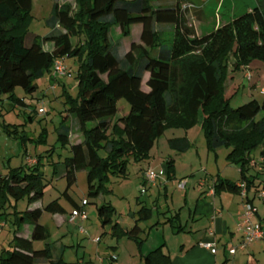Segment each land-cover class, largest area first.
<instances>
[{
    "label": "trees",
    "instance_id": "obj_1",
    "mask_svg": "<svg viewBox=\"0 0 264 264\" xmlns=\"http://www.w3.org/2000/svg\"><path fill=\"white\" fill-rule=\"evenodd\" d=\"M255 1L251 10L200 35L187 22L183 0H75L74 11L68 2L53 3L50 21L54 32L26 47L23 34L32 17L33 0H0V94L27 106L13 94L16 87L31 95L38 88L35 80L52 72L56 59L75 57L79 61L77 96L72 98L67 91L63 95L68 116L83 139L70 145L71 129L62 124L57 131L62 145L70 146V155L62 161L66 179L62 196L67 201L78 206L68 193L78 170H88V194L96 198L107 189L110 175H127L129 160L148 159L166 128L187 129L195 124L201 125L209 150L231 146L227 160L239 168L240 179L249 189L253 179L245 171L252 160L250 153L257 148H262V159L254 167L264 170V118L255 120L264 110V101L251 99L232 108L225 90L230 65L237 70L252 59L264 61V0ZM133 24L142 26L140 39L119 56L111 42V28L118 26L120 35L128 36ZM167 25L172 26L169 42L161 38L165 33L161 27ZM46 43L52 44L50 50L44 48ZM120 98L127 101L129 111L114 118ZM29 119L33 120L32 115ZM4 130L11 135L8 127ZM40 138L45 142L43 134ZM39 164L38 155L35 162L11 168L0 177V210L11 200L27 197L30 204L42 199L45 183ZM166 168L168 177L173 176V159L166 162ZM214 191L238 192L239 186L218 176ZM42 211L65 210L56 199L43 209L15 210V231L31 223V237L14 235L0 249V264H67L61 257L53 258L49 243L42 249L33 248L34 241L48 238L47 229L38 222ZM114 212L109 203L97 207L101 226L111 224L113 236L125 235L139 247L142 229L136 221L147 219L150 209L141 206L135 224L127 230L113 222ZM260 223L264 228V218ZM143 264L172 262L158 247L143 255Z\"/></svg>",
    "mask_w": 264,
    "mask_h": 264
},
{
    "label": "rangeland",
    "instance_id": "obj_2",
    "mask_svg": "<svg viewBox=\"0 0 264 264\" xmlns=\"http://www.w3.org/2000/svg\"><path fill=\"white\" fill-rule=\"evenodd\" d=\"M68 2L71 4L73 11L77 6L75 0H33L32 17L28 27L23 34L24 46L29 47L38 37H44L54 32L53 24L50 16V10L53 3ZM174 2H170V5ZM164 5H167L166 3ZM256 5L255 0H183V9H187V22L194 27L195 33L200 35L211 31L213 28L222 25L224 22L231 20L249 10ZM135 24L130 37L120 35L119 27L111 28V42L118 44L117 50L119 54H123L126 48H129L130 42H138L137 27ZM140 26V25H138ZM161 38L169 42L171 40V32L166 26ZM39 39V38H38ZM79 61L75 57L63 58V67L65 75L54 77L52 72H46L42 77L35 80L38 88L29 95L25 91L16 87L13 94L22 98L27 106L17 104L6 94H0V176L5 175L9 168H15L25 163L27 157L35 159L40 156L39 168L44 173V195L37 203V206L44 207L53 200H58L67 212H70L71 205L62 196L65 190V180L57 176H53L54 168L62 166L63 159L70 155V146H63L58 140V130L63 124L65 129L74 128L73 119L68 116L69 109L65 105L64 91H67L72 98L77 96L76 70ZM229 67V75L226 80L225 95L229 98L232 108L247 103L251 99L259 102L264 101V61L252 59L249 63L240 68L231 70ZM144 88L145 85H144ZM38 108H43V112H37ZM35 109V110H34ZM129 111V104L124 98L117 100V112L114 118L120 117ZM32 115L33 120L29 119ZM264 118V110H260L255 120ZM93 124H90V126ZM11 131L9 135L4 129ZM75 133V131H73ZM26 138L23 139V135ZM41 134L45 138V142L39 139ZM188 135L191 146L185 152H174L169 146L167 140L171 137H183ZM72 141L75 137H71ZM231 150V146H223L215 151L209 150L206 144V138L200 124L184 129L168 127L164 133L158 137L150 150L149 158L139 161L138 164L134 160H129L127 164V175L118 177L110 175L108 182L105 184L98 197L88 194L86 170L76 172V181L68 190L70 196L77 202H81L83 198L88 201L86 205L87 221L85 225L86 232L78 234L77 229L72 231L74 243H80L75 248H66L64 251V259L68 264H101L108 259L111 253L110 246L117 247V259L112 260L110 264H143L139 260L138 251L142 248L152 250L157 247L156 241L162 236V224L165 223L166 238L170 243V247L175 243L171 242L169 236L168 218L174 213H180L181 219L174 221V217L170 218L177 227L187 221V214L192 213L193 204L202 190L199 182L207 185L217 175H224L230 179H240L239 168L230 164L227 160V154ZM260 148L253 150L250 155H257ZM100 153V151H99ZM171 155V156H168ZM171 157L175 159V168L173 177L167 179L162 178V183L167 185V197H165L164 188L161 187L160 179L157 178V184L152 185L146 183L145 191H141L142 179L139 176V168H156L161 159ZM259 168L248 167L245 174L248 178L253 177L255 184L260 180L261 187L264 188V171L258 172ZM155 170V169H154ZM157 171V169H156ZM185 177V178H183ZM258 177V178H256ZM181 179V180H180ZM186 180V190H179L177 184L179 181ZM99 183V179L95 180ZM153 183V182H152ZM184 199L187 205H184ZM111 203L115 208L113 214V222L119 223L123 229H130L135 224V219L128 214L129 211H135L140 206L150 209V215L147 219L137 220L136 223L142 229L140 239H143L140 246L134 240L128 239L125 235L117 238L111 235V224H107L103 229L100 227L97 218V207L101 203ZM254 205L258 207L259 214L264 216V200L257 198ZM36 204H28L27 197H23L17 201H9L4 209H1L0 223V249L7 247L8 239H12L14 229L15 215L14 211H25L27 207L33 208ZM190 210V211H189ZM172 214H170V212ZM50 213L43 212L39 223L45 225L48 229L49 238L47 241L54 243L66 244L70 240V234H67L65 227L59 230L55 227L50 219ZM199 218V217H198ZM195 220V219H194ZM112 222V223H113ZM157 222H160L157 225ZM15 225V226H14ZM157 225V226H156ZM191 221H188V226ZM32 224L27 225V228ZM103 231H105L103 233ZM113 236V237H112ZM99 238V242L92 239ZM239 235L237 236V239ZM35 249H42L45 241H34ZM235 245V242H233ZM254 245V244H253ZM246 246L243 250H238L235 256L230 255L227 264H264V248ZM135 254V258H133Z\"/></svg>",
    "mask_w": 264,
    "mask_h": 264
},
{
    "label": "crops",
    "instance_id": "obj_3",
    "mask_svg": "<svg viewBox=\"0 0 264 264\" xmlns=\"http://www.w3.org/2000/svg\"><path fill=\"white\" fill-rule=\"evenodd\" d=\"M134 25L135 24L130 26V34L128 36H123V37H130L132 29L134 28L133 27ZM138 25H140V24H138ZM138 25H136V27H137L136 31H137V37L139 40L141 30H142V26L141 25L138 26ZM167 27L169 28V31H170L172 26L167 25ZM132 42H135V40L131 41L130 43H132ZM118 44H120V43L115 44V46H116L115 50L119 56H122L126 51L129 50V48H126L124 50L123 54H119V51L117 50ZM44 48L47 50H50L52 48V44L46 43L44 45ZM54 77H56V76H54ZM261 91L264 92V87L261 88ZM37 111H39V108L37 109ZM73 131H75V133ZM71 137H75V140L72 141ZM68 139H69L70 145L71 144H78L83 139L82 134L78 131L77 126L75 124H74L73 130H70V132H69ZM167 142H168L169 148L174 152H185L192 145L188 135H185L183 137H171L167 140ZM182 149L184 151H182ZM261 150H262V148H260V152L257 153L256 156L255 155H253V157L251 156L252 160L258 161V162L261 161V159H262ZM168 156H171V155H168ZM169 159H171V157H165L164 159L162 158L160 163H158V165L156 166V168H152L153 170L155 169L154 171L157 174V178L160 179L159 182L161 183L160 184L161 187L164 188L165 197H167L168 189H167V185L161 182L162 181L161 177L165 176L169 180L174 176L173 175L171 177H168V175H167L166 162ZM251 161H250L249 166L253 167V168H258V167H254V165H251ZM25 162H27V161L25 160ZM173 162H174V168H175V159H173ZM135 163L138 164V162H135ZM148 167H150V165H148L146 168H143V169L141 167L139 168L140 169L139 170V176L142 179V185H143V187H141V191H145V193H146L145 186H146V183H148V181H146V179H145V171ZM10 169L11 168L8 169V171L5 175H1L0 177L6 176ZM156 169H157V171H156ZM84 170H86V175H87V172H88L87 169H80L78 171H84ZM261 171H264V170H261ZM258 172H260V170H258ZM53 176H57L59 178L64 179L65 183H66L64 165L58 166L57 169L55 168V173H53ZM218 176H220L224 179H228L230 181H234L238 185L240 183L244 182L241 179L234 180V179H230L227 177H223L224 175H222V176L217 175L216 177H214L212 179V182L210 184H207V185H205L201 180L199 182V186L202 187V190L199 194V197L196 198L194 201V204H193L194 208L192 210V213L187 214V221L184 223V225L180 224L177 227L173 223L174 221L179 222V220L181 219L180 213H174V215H172L168 218V223L170 222L169 223V227H170L169 228V236L172 240L171 242H173V239L175 240V243L171 247H170L169 241L166 238V233L164 230L166 222L161 223L162 224V236L158 241H156V244H158V245L154 249L161 247L162 251L170 257L172 264H227L230 255L235 256L237 254L238 250H243L246 248V247L245 248H239L238 247L239 243L243 239L242 232L238 226L239 221H240V214H241L242 208H243V203L246 201H249L254 205V201L257 198H259L257 196V192L259 190H264V188L261 187L260 180H259L258 184H255L253 177H250L253 179V183L249 187V189H247V193L245 196H241L239 191L238 192H230V191L215 192L214 191V182ZM157 178H156L155 182H153V183L149 182V183L152 185H156L157 184ZM183 178H185V177H183ZM256 178H258V177H256ZM86 180H87V177H86ZM65 188H66V186H65ZM177 188L179 190L185 191L186 185L184 188L181 189L178 187V184H177ZM70 198L72 200H74L71 196H70ZM83 199H85V198H83ZM259 199L264 200V198H259ZM82 200H81V202H77L75 200L74 201L76 202L77 205H80L82 203ZM38 202H39V200L32 202V204H34V205L36 204V206H34L33 208H30V209L27 207V210H33L36 208L43 209L42 206H37ZM67 202L71 205L70 212H67L65 207L62 204H60L65 210L64 213H50V215H51L50 219L52 220L55 227L58 228L59 230H62L63 227H65L67 229V234H70V240L67 241L66 244H63L62 242L58 243L57 240L54 243H51V242L47 241L49 238V233H48V238L46 240H44L45 245L47 243H49L52 246L53 258L61 257L64 261H65V259H64L65 249L66 248L73 249L76 247V245L77 246L80 245V243H74L73 238L71 236L73 230H70V229H74V228L77 229L78 234L85 233L86 232L85 225H86V221L88 218L87 217L85 220H81L79 218H76V219H74L73 222H70L69 221V215L72 212V210L75 208V206L70 201H67ZM103 203H105V202H103ZM103 203H101V204H103ZM87 204H88V201L83 206V210L85 212H86V205ZM109 204H111V203L109 202ZM184 205H187L186 199H184ZM254 206L256 208V214H255L253 220L254 221H260L262 218H264V216H261L259 214L258 207L256 205H254ZM138 209H136L133 212L129 211L128 214L131 215L132 217H134V219H135L136 218V212L138 211ZM43 212H46V211H42V213ZM170 214H172V213L170 212ZM173 217H174V221H171L170 218H173ZM97 218H98V216H97ZM189 220L191 221V225L188 226ZM1 223H3V222H1ZM99 223H100V221H99ZM29 224H31V223L22 224L20 226V228L17 230V232L14 229L15 232H14L13 236L17 235V236L22 237V238L30 239L33 227L30 226L29 228H27V225H29ZM117 224H119V223H117ZM159 224H160V222H157V225H159ZM43 226L47 229V227L45 225H43ZM100 227H102L103 229L105 228V226L104 227L101 226V223H100ZM47 231H48V229H47ZM104 232L105 231H103V233ZM238 235H239V238L237 239ZM92 240L95 242V238ZM10 241H11V239H8V243ZM99 241H100V239L98 238V241H96V242H99ZM201 242H215L216 251L211 252V250L200 245ZM233 242H235V245H233ZM33 243H32V245L34 248ZM45 245H44V247H45ZM252 245H253V247L264 248V240L254 241L253 243H251L247 246H252ZM117 247L118 246H110L111 253L108 254V259H106V260L104 259V261H106V262H104V264H110L111 263L112 260L110 259V257L112 255H115L116 259H117V255H116ZM231 247L237 248L236 252L234 254H231L229 252V248H231ZM2 248H4V247H2ZM154 249H152V250H154ZM152 250H149V251L147 249L145 250V249H143V246H142V248L138 251L139 260L142 262L143 261V255L149 253ZM133 256H134L133 258H135V254H133Z\"/></svg>",
    "mask_w": 264,
    "mask_h": 264
},
{
    "label": "built area",
    "instance_id": "obj_4",
    "mask_svg": "<svg viewBox=\"0 0 264 264\" xmlns=\"http://www.w3.org/2000/svg\"><path fill=\"white\" fill-rule=\"evenodd\" d=\"M53 73L56 75H65V68L63 67V58H58L54 61L53 64ZM43 108H39V112H43ZM27 162L33 163L35 162L34 159L27 157ZM251 165H256V162L254 160L251 161ZM157 178L156 172L151 168L148 167L145 171V179L148 182H155ZM186 180L179 181L178 187L184 188L186 185ZM239 193L241 196H245L247 193L245 183L242 182L239 185ZM257 196L259 198H264V190H259L257 192ZM86 200L83 199L82 203L75 207L72 212L69 215V221L73 222L74 219L79 218L81 220H85L87 218L86 212L83 210V206L86 204ZM256 214V208L255 206L249 202L246 201L243 203L242 212L240 214V221H239V229L242 232L243 239L239 243V248H245L247 245L253 243L257 240H264V228H262L260 221H254L253 218ZM3 226V223H0V228ZM82 229V228H81ZM95 241H98V238H95ZM200 245L203 247L211 250V252L216 251V244L215 242H201ZM236 247L229 248V252L231 254H234L236 252ZM111 260H115L116 256L112 255L110 257ZM104 264V263H101Z\"/></svg>",
    "mask_w": 264,
    "mask_h": 264
}]
</instances>
